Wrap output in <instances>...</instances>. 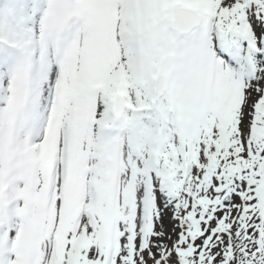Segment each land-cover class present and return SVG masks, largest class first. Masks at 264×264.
<instances>
[{
  "label": "snow or ice",
  "instance_id": "1",
  "mask_svg": "<svg viewBox=\"0 0 264 264\" xmlns=\"http://www.w3.org/2000/svg\"><path fill=\"white\" fill-rule=\"evenodd\" d=\"M0 264H264V0H0Z\"/></svg>",
  "mask_w": 264,
  "mask_h": 264
}]
</instances>
